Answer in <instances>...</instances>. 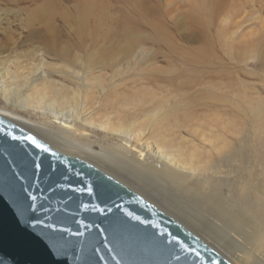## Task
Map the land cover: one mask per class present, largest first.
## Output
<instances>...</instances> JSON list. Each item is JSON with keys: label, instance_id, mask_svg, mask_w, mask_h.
<instances>
[{"label": "rangeland", "instance_id": "rangeland-1", "mask_svg": "<svg viewBox=\"0 0 264 264\" xmlns=\"http://www.w3.org/2000/svg\"><path fill=\"white\" fill-rule=\"evenodd\" d=\"M217 1L0 0V77L5 79L6 74H15L22 84L26 77L47 75V79L66 87L62 92L71 100V106L76 104L82 111L87 103V108L96 115L98 113L97 116L107 115L112 118L118 113L121 100L132 101L144 95L155 99L158 97L156 102L149 103L144 112L140 108L136 111L132 108L129 123L143 119L145 114L152 112L157 101L167 99L173 103L176 96H181L185 101L175 102L191 108L197 115L206 107L208 133L212 137L217 133L223 134L226 140L240 147L244 143L239 139L244 136L249 140L255 139L246 101H254L252 105L261 102L264 105V63L260 58L261 53H264V0H225L221 9L216 11L214 7ZM93 2L103 7L105 15L100 11L96 13ZM246 2L241 16L235 18V21L244 20L241 28L229 33L228 29L235 22L230 19L232 12L238 3ZM200 24L208 25V29L211 27L213 30L212 46L210 50H205L204 59L189 53L190 49L200 48L201 42L196 37L198 29L202 28ZM53 37L62 44L67 43L75 58L64 62L57 57L42 54L39 49L43 47L44 40ZM23 92L31 93L28 89ZM15 101L5 99L0 94V114L20 119L11 115L10 111L15 110L24 117L20 120L32 127L34 134L48 140L61 151L69 152L49 133L62 134L76 143L83 142L93 152L115 158L117 164L121 161L123 165L120 162L118 166L124 172L120 171L119 174V170L112 169L90 153L70 150V153H78V157L122 180L124 184L128 183L146 198L177 216L232 263L243 264L213 232L205 229L206 223L217 224L218 230L228 239L242 235L244 247L254 255L264 253V246H257L251 239L254 236L251 232V236L250 233L245 235L251 229L245 227L248 231L244 232L242 227V232L241 226L233 224L236 227H231L229 215L232 213L224 211L228 212L226 217L223 211L220 215L212 205L206 206L202 196L197 193L198 187H194L195 191L189 194L188 190L184 191L181 185L168 178L169 182L166 176L159 178L161 173L152 171L151 175L149 172L156 170L153 163L148 162L143 168L134 165L131 160L140 158L134 145H128L125 140L101 130L68 128L63 119L60 116L57 118L51 111L31 108ZM232 125H239L246 133L234 134ZM159 134L161 132L156 131L155 135ZM162 134L169 142L191 143L189 147L192 148L195 143L200 150H208V153L202 154L208 155V161L213 166L204 176L208 180L205 185L209 188L211 185L219 186V190L224 196L230 197L234 205L243 207L239 197L242 182L247 179L250 182H264L261 168L253 166L247 154L243 159L238 157L237 160L229 161L213 148V138V142L203 143L189 136L186 130H177L175 126L166 128ZM192 140L193 143L190 142ZM121 146L127 147V157L119 153L112 154L116 153L113 150L117 151ZM145 168L148 171H144ZM218 177L224 182L218 183ZM193 194L198 195V198ZM249 198V203L255 199L254 196ZM198 206H201L199 210ZM190 209L195 212L198 210L197 214ZM225 218L227 221H223ZM221 223L227 226V230Z\"/></svg>", "mask_w": 264, "mask_h": 264}, {"label": "water", "instance_id": "water-1", "mask_svg": "<svg viewBox=\"0 0 264 264\" xmlns=\"http://www.w3.org/2000/svg\"><path fill=\"white\" fill-rule=\"evenodd\" d=\"M0 264L233 263L106 172L0 115Z\"/></svg>", "mask_w": 264, "mask_h": 264}, {"label": "bare ground", "instance_id": "bare-ground-1", "mask_svg": "<svg viewBox=\"0 0 264 264\" xmlns=\"http://www.w3.org/2000/svg\"><path fill=\"white\" fill-rule=\"evenodd\" d=\"M224 1L225 0H218L216 2V5L214 7L216 11L221 9ZM246 4L247 2L244 4L238 3L236 5L237 6L235 7L236 10L232 12L233 14L230 16V19L232 21L233 20L235 21V18L241 16V14L243 13L242 11H244L245 9ZM93 8L96 10V13L98 11L103 13V10H102L103 7L100 6L99 3L93 2ZM206 14H208V9H207ZM103 15L105 14L103 13ZM243 21L244 20L233 22L232 23L233 25L228 29L229 30L228 32L233 33L237 31L239 28H241ZM199 26H202V28L198 29L197 31L198 33H196V37H197V40L201 42V45H199L200 48L190 49L189 53L193 55L194 57L200 56L202 59H204L206 56L205 50L207 49L210 50L212 46L211 43L213 40V30L211 27H209L208 29V25L200 24ZM39 51L42 54H45V56L57 57L58 59H61L64 62H67V61L69 62L71 61L72 58L73 59L75 58V56L71 54L73 53V50L69 47V45L65 42L64 44H62L61 42L57 40L56 37L44 40L43 47H41ZM261 54L262 55H260V58L262 60V63H264V57H263L264 53L262 52ZM209 60L210 59H208V61ZM204 63H206V60ZM46 76L47 75H44V76L38 75V76H33L32 78L26 77L21 84L19 77L17 75L10 74V76H8L6 74L5 79L0 77V94L5 99H8V100L16 99L15 102H18L19 104L21 103L31 108L49 110L57 118L60 116L63 119V123L67 125L68 128H71V129L72 128H77V129L83 128L84 131H87V128H92L93 130H101L107 134L114 135V136H117L118 138L125 140L128 145H134V147L138 149V152L140 155V158H138L137 160H131L133 161L134 165H136L138 168H143L147 166L148 162L153 163L156 170H151V172H149L151 173V175L153 174L152 171L155 173H161L159 175V178L160 176L162 178V175H164V177L166 176L167 179L169 178L174 183L181 185L182 189L184 188V191L188 190L187 193L189 192V194L191 191L193 190L195 191V188L198 187V190L196 189L197 193L200 194V196H202L201 197L202 202L206 204V206L207 204L212 205L213 206L212 208L217 209L220 212V215H221V211L231 212L232 215H229L231 216V220H232V221L230 220L232 222L231 227H236L234 226L236 224L238 226H241L240 231L244 230V232L248 231V229L249 230L251 229V231H248L247 233H245V235L247 236V234L251 232L254 235L251 237V239L256 242L257 246L258 245L264 246V206H263L264 205V182H250L249 179L242 182V186L240 187V190H239V192L241 193L239 197H240V200L242 201L243 207L234 205L232 202V199L230 197L228 198L227 196H224V193H222L219 190L220 188L219 186L217 187V186L211 185V187L209 188L205 185L206 183H208V180L204 176H207L205 174H208V170L210 169L211 166H213L211 161H208V155L202 154V152L208 153V150L207 151H205V149L200 150L198 147H196L197 145L195 143H194L195 147L193 146L192 148V146L189 147L191 143L190 145H187V143H184V142L182 144L172 143V141L169 142L165 139V136L162 134L166 128L175 126L177 127V130L184 129L187 131L189 136L200 139V141L203 143H208V141L213 142V140H211V138H213L215 139V142L213 143V146H214L213 148H215L218 154L224 155L225 158L229 161L237 160L238 157L243 159L244 158L243 156L247 154L252 160L253 166H255L256 168H261L262 175H264V105H261L262 102L261 104L252 105L254 101H250V100L246 101L249 104L248 106V111L250 112L249 117L251 121V128L254 130L255 139L249 140L246 138V136H244L243 139L242 138L239 139L241 143H244V144H240V147H239L238 145H234V142L229 141L228 139L226 140L223 134L221 135L217 133L213 135L214 137H212V135L208 133V111L206 107L205 106L203 107V110L201 111L200 115H197L196 114L197 112H194L195 113L194 114L191 108L181 106L178 103H176V102L185 101V100L184 101L182 100L183 97L181 96H178V97L176 96V99L174 100L173 103L167 99H164V101L162 100L157 101V103L155 104V108L152 112L145 114V117L143 119L132 120V122L129 123L128 118H129L130 110L132 108H135V111L137 108H140L141 112H144L146 109H148L149 103L151 101H155L156 99L158 100V97L155 99V98H150L144 95L142 97L133 98L132 101H129V100L122 101L121 100L120 101L121 103L119 107L117 108L118 113L116 114L114 118L107 116V115L97 116L98 113L96 115V113L90 110V108H87L86 102H85L86 104L82 107V111H81V108L76 104L71 106V100L69 99L67 95H63V92H62L64 89H66V87L62 84L56 83V81L47 79ZM24 89L30 90L31 93L26 94V92H23ZM86 96L88 98V95ZM87 98L85 99V101H87ZM74 101H76L75 96H74ZM151 104L154 105V103H151ZM10 112H11V115L17 116L20 119H24V117L21 116L19 113H17L15 110H11ZM0 115L10 120L11 122L15 123L16 125L22 127L23 129L33 133L32 127L28 123L20 119L13 118L11 116H7V115L4 116L2 114ZM224 123H226V121H224ZM232 126L234 127L233 128L234 134L241 135V134L246 133V130L244 131L239 125H236V126L232 125ZM156 131L161 132V134H159V136L155 135ZM215 132L216 131L214 130V133ZM49 134L52 138L58 141V143L68 148L69 152L61 151L55 148L54 146H52L51 142H49L48 140L45 141L44 139H42L46 143L48 144L50 143L49 145H51L55 149L65 154L76 156V157L80 155H77L78 153H75V152L70 153V150L90 153L93 156L100 159L103 163H105L112 169L114 168L115 170H119V174H120V171H122V173L124 172L122 168L118 166V164L121 161H119V163L117 164L114 160L115 158L112 159L108 155H101V154L95 153L91 150L89 146L85 145L83 142L76 143L68 139V137H64L62 134H58V135L53 134V133H49ZM181 138L183 139V136ZM187 142H189L188 139H187ZM190 142L193 143V140ZM113 151H115L116 153H112V154L115 155L119 153V155L122 157H127V154L129 153L126 146H121V149H117V151L116 150H113ZM116 161L118 162V159ZM91 164L94 165L93 163ZM120 164L123 165L122 162ZM129 170L131 171V169ZM145 170L148 171V169L146 168L144 169V171ZM127 175H129V173H127ZM130 175H133V173L131 174L130 172ZM113 178H115V176ZM130 180H131V177H130ZM170 180L169 182H171ZM118 181H120V179ZM217 181L218 183L224 182L219 177ZM137 183L144 186V184L139 181H137ZM176 184H173V186H175ZM124 185H126L127 187H129L134 192L138 193L139 195H141L148 201H150L152 204L157 206L160 210L165 212L167 215H169L170 217L178 221L184 227H186L187 229L192 231L194 234L199 236L201 239H203L205 242H207V240L201 237L194 229H192V227L187 225L181 219L177 218V216L175 217L174 215L170 214L169 212H167L168 210L166 211L162 207L155 204L153 201L149 200L150 198L149 199L148 197L146 198L145 195H143L139 190L130 186L128 183ZM178 185L177 187H179ZM149 188H150V185H149ZM193 195L196 196V199L198 198L197 197L198 195L196 194H193ZM250 196H254L255 198L254 201H252L251 203L248 202L250 199L249 198ZM200 207L198 208V210L200 209ZM197 211L196 212L192 211V212H195L197 214ZM228 212L226 213L224 212L225 213V214L223 213L224 216L226 215L228 216L227 214ZM186 213L184 214L186 215ZM192 216L193 215H191V217ZM224 216L222 215V217ZM186 217H188V215ZM224 220H226V218L223 219V221ZM220 225H223V223H221ZM217 226H218L217 224L211 225V224L206 223L205 229L208 230V232L210 233L213 232L217 236V238H219L221 243L226 248H228V250L231 249L233 253L235 254V256L243 264H264V253L254 255V253H251L249 250H247L244 247L243 242L241 241L242 235L238 236L240 239L238 237H232V236H231L232 237L231 239H228L226 238L227 236L225 237L224 234H222L220 230H218L219 227L217 228ZM224 226L225 225H223V228ZM226 227L227 226H225V230H227ZM229 227H230V224H229ZM245 227H248V229H244ZM251 233L249 234L250 236H251ZM229 237H230V233H229ZM243 238H244V234H243ZM248 238L249 237H246V239ZM242 240H245V239H242ZM244 248L245 250H243ZM214 249L217 252H219L216 248Z\"/></svg>", "mask_w": 264, "mask_h": 264}, {"label": "snow or ice", "instance_id": "snow-or-ice-1", "mask_svg": "<svg viewBox=\"0 0 264 264\" xmlns=\"http://www.w3.org/2000/svg\"><path fill=\"white\" fill-rule=\"evenodd\" d=\"M29 139H32V138H29ZM33 143H35V141L33 140Z\"/></svg>", "mask_w": 264, "mask_h": 264}]
</instances>
